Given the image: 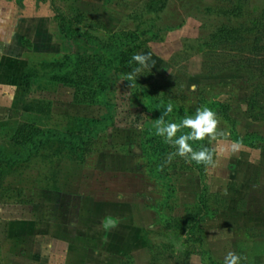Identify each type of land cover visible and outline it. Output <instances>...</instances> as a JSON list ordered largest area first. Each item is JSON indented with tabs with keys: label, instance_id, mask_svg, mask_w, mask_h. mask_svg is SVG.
Here are the masks:
<instances>
[{
	"label": "rangeland",
	"instance_id": "rangeland-1",
	"mask_svg": "<svg viewBox=\"0 0 264 264\" xmlns=\"http://www.w3.org/2000/svg\"><path fill=\"white\" fill-rule=\"evenodd\" d=\"M7 1L35 12L41 6L57 25L62 17L68 29L90 31L104 41L118 32L151 29L156 37L147 34L139 45V53L152 57L144 70L149 74L133 80L140 81L139 89L158 83L163 87L157 95L167 92L168 102L192 112L202 97L226 105L232 120L218 119L220 129L229 132L228 141L258 138L252 140L256 148L242 144L238 154L221 156L217 166L204 173L170 171L156 178L141 144L144 132L155 130L154 121L161 114L150 110L142 91L134 93L136 82L133 85L121 72L110 73L108 109L74 104L73 89L59 80L31 79L25 100L28 124L47 133L84 135L95 131L104 118L110 123L91 136L84 163L66 158L65 141L52 143L44 155L27 164L0 162V187L8 190L0 191V198L32 199L33 204L39 189L58 188L62 172L69 169L65 179L73 184L82 181V193L150 212V226L140 225L139 232L131 234L133 248L138 249L134 255L126 253L128 240L122 241L118 250L126 254L108 248L107 256L92 264H223L229 251L241 257L240 264H264V0ZM59 36L56 51L39 54L26 46L29 50L20 55L27 67L30 62H48L52 55H89L97 50L85 39L69 41L60 31ZM41 65L36 68L38 76L43 73ZM169 116L166 121H174ZM4 146L10 154L21 153L14 140ZM203 194L209 214L199 204ZM129 227L124 236H130ZM93 236L89 235L91 250L99 245ZM59 258L47 254V261L37 264H64Z\"/></svg>",
	"mask_w": 264,
	"mask_h": 264
},
{
	"label": "crops",
	"instance_id": "crops-1",
	"mask_svg": "<svg viewBox=\"0 0 264 264\" xmlns=\"http://www.w3.org/2000/svg\"><path fill=\"white\" fill-rule=\"evenodd\" d=\"M58 37L59 26L41 6L35 12L20 9L16 1L0 0V146L10 142L20 124L28 122L24 110L26 88L22 85L27 62L21 52L29 49L24 41L40 54L55 50L61 39ZM69 171L62 172L58 188L50 192L39 189L33 204H0V264H37L47 254L57 260L63 257L64 264H92L107 256L108 248L114 249L111 253L122 254L118 249L127 240L126 253L134 255L138 250L133 248L131 234L138 233L140 225L150 226V212L137 206L128 210L126 202H102L82 193V181L73 184L65 179ZM145 214L148 217L144 218ZM128 226L130 236H124ZM91 233L99 244L93 250Z\"/></svg>",
	"mask_w": 264,
	"mask_h": 264
},
{
	"label": "trees",
	"instance_id": "trees-1",
	"mask_svg": "<svg viewBox=\"0 0 264 264\" xmlns=\"http://www.w3.org/2000/svg\"><path fill=\"white\" fill-rule=\"evenodd\" d=\"M57 21L60 33L67 40L71 41L75 38L85 39L89 45L96 47V52L89 55L74 53L65 56L52 55L50 56L51 60L48 62H30L23 75V87L29 88L30 83L28 82L31 79L38 80V78H40L41 81L45 82L49 80V83L59 80L64 85L73 89L74 104L102 105L111 109L112 105L106 100V94L110 89L108 75L112 72H121L127 76L132 68L137 67L135 62H132L131 64L129 62L134 54L139 53V45L146 40L142 39V37L147 34H152L153 37H156L154 31L148 29L147 31L144 30L142 32H118L117 34L112 35L110 41H104L103 39L89 33L90 31L80 34L68 29L65 24V19L62 17H59ZM152 36L151 38L154 39ZM24 43L27 47H30V45L32 46V44H30L27 40H25ZM39 64H42L41 68L43 73L38 76L36 68ZM147 73L148 71H143L137 74L136 79H140L139 76H142V74L147 75ZM131 82L133 85L134 82H136V85L133 86L134 93L139 90L140 93L138 94H141L142 91V96L144 99H147L146 104L152 105L150 110L158 114H162L166 106L170 103L166 97L167 92L163 91L162 95L156 94L159 90H162L163 86L158 83L148 84L140 90L139 85L137 84L140 81L131 80L130 83ZM143 82L140 84H143ZM174 103H171L173 105L171 117L174 118V121L169 119V122L179 123L185 116H192L195 114L196 110L192 112L187 110L184 107L185 105L180 107ZM198 104L199 107L207 106L215 111L218 118L222 117L225 120H232L228 113V106L226 105L218 102H212L206 99V97H202ZM24 110H26L25 106ZM103 120L104 121L101 124L95 125V131L85 132L84 135H71L70 133H63L56 130L47 133L34 125L22 123L18 126L13 137L10 139V142H13L14 140L15 145L20 147L21 153L10 154L9 150H5V146H0V162L6 164L11 162L13 164H27L35 157L44 155L45 150L48 149L49 145L52 143L56 141H65V146L67 145L66 147L69 148L67 150L69 153L66 154V158L71 161L84 163L86 160L85 148L86 145L90 143L91 136L93 137L98 130L105 129L110 123L109 117L104 118ZM180 134L182 133H178L177 135L179 136ZM255 137L256 136H248L244 140L237 137L236 140L242 142L244 145L256 148L257 146H255L252 141ZM202 144L205 147L211 148L207 141L202 142ZM192 146L194 149H199L201 147V142L193 143ZM141 149L142 156L146 160L147 166L150 169V174L156 178H162L164 173H168L170 171L205 172V168L203 166H198L194 163H185V161L178 156L170 158V153H173L175 149L166 144L162 137L157 136L155 134V130L144 132ZM61 153L64 152L60 151L59 154ZM0 191L1 193H4L8 190L0 187ZM205 199L204 194L200 196L199 204L206 211V214H209V207L204 203ZM31 203L32 199L28 202L23 200L18 202H8L0 198V204L28 205Z\"/></svg>",
	"mask_w": 264,
	"mask_h": 264
},
{
	"label": "clouds",
	"instance_id": "clouds-1",
	"mask_svg": "<svg viewBox=\"0 0 264 264\" xmlns=\"http://www.w3.org/2000/svg\"><path fill=\"white\" fill-rule=\"evenodd\" d=\"M152 59L151 53L134 54L130 64L135 62L137 67L132 68L127 75V80L137 78V74L149 69V61ZM154 65V61L152 62ZM195 86H193V89ZM173 112V105L169 103L161 116L154 121L155 134L164 139V142L175 149L170 153V158L178 156L185 163L203 166L206 170L215 168L218 159L224 155H236L242 147L240 141H228L229 132L220 129V120L215 111L207 106L196 109L192 116H185L179 123L168 122V117ZM187 130V131H183ZM178 133H182L179 136ZM207 141L213 147H205L202 142ZM191 142V143H190ZM201 142L199 149H194L192 144ZM224 144V147L220 145ZM107 228V223L103 225ZM241 257L229 251L223 260V264H240Z\"/></svg>",
	"mask_w": 264,
	"mask_h": 264
}]
</instances>
